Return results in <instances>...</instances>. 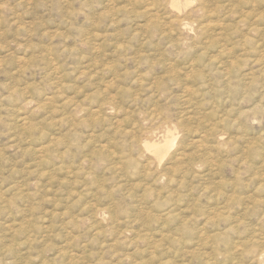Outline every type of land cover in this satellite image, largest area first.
<instances>
[{
    "label": "rangeland",
    "instance_id": "rangeland-1",
    "mask_svg": "<svg viewBox=\"0 0 264 264\" xmlns=\"http://www.w3.org/2000/svg\"><path fill=\"white\" fill-rule=\"evenodd\" d=\"M0 264H264V0H0Z\"/></svg>",
    "mask_w": 264,
    "mask_h": 264
},
{
    "label": "bare ground",
    "instance_id": "bare-ground-1",
    "mask_svg": "<svg viewBox=\"0 0 264 264\" xmlns=\"http://www.w3.org/2000/svg\"><path fill=\"white\" fill-rule=\"evenodd\" d=\"M185 1H187V0H185ZM143 2V1H142ZM165 2V1H164ZM227 3V2H226ZM144 5V4H143ZM232 9V8H231ZM172 12V11H171ZM156 14V13H155ZM230 14V13H229ZM173 15V14H172ZM167 17V16H166ZM157 21V20H156ZM214 26V25H213ZM202 27V26H201ZM248 28V27H247ZM207 30V29H206ZM253 30V29H252ZM260 31V30H259ZM178 37V36H177ZM142 39V38H141ZM148 39V38H147ZM175 39V38H174ZM146 40V39H145ZM206 41V40H205ZM172 44V43H171ZM173 44H175V43H173ZM222 47V46H221ZM95 48V47H94ZM222 50V49H221ZM220 63V62H219ZM221 64V63H220ZM101 67V66H100ZM261 68V67H260ZM224 69V68H223ZM258 69V68H257ZM221 72H222V70H221ZM251 77V76H250ZM103 108V107H102ZM80 110V109H79ZM100 110V109H99ZM154 114V113H153ZM91 115V114H90ZM155 116V115H154ZM100 121V120H99ZM120 124V123H119ZM116 127V126H115ZM133 128V127H132ZM72 129V128H71ZM142 129V128H141ZM152 131V130H151ZM129 132V131H128ZM142 132V131H141ZM146 133V132H145ZM126 134V133H125ZM144 137V136H143ZM135 140H137V139H135ZM171 142V141H170ZM189 142V141H188ZM180 143H182V142H180ZM116 145V144H115ZM46 146V145H45ZM137 146V145H136ZM190 146V145H189ZM198 147V146H197ZM38 148V147H37ZM113 149V148H112ZM141 149H143V148H141ZM202 149V148H201ZM142 151V150H141ZM184 151V150H183ZM148 152V151H147ZM42 153V152H41ZM96 153V152H95ZM142 153V152H141ZM185 153V152H184ZM143 154H144V152H143ZM191 154V153H190ZM96 155V154H95ZM200 155V154H199ZM121 156V155H120ZM194 156V155H193ZM89 158V157H88ZM178 158V157H177ZM176 158V159H177ZM179 158H180V156H179ZM134 159V158H133ZM190 159H192V158H190ZM196 159V158H195ZM152 160V159H151ZM199 160V159H198ZM84 161V160H83ZM135 161V160H134ZM146 162V161H145ZM191 162V161H190ZM191 164V163H190ZM189 165V164H188ZM195 165V164H194ZM112 166V165H111ZM149 166V165H148ZM187 166V165H186ZM193 166V165H192ZM165 167V166H164ZM185 168V167H184ZM181 169V168H180ZM187 169V168H186ZM149 171V170H148ZM165 173H166V171H164ZM157 173V172H156ZM176 174V173H175ZM256 175V174H255ZM159 176V175H158ZM259 176V175H258ZM160 177V176H159ZM198 177V176H197ZM254 179H255V177H254ZM262 179V178H261ZM172 181V180H171ZM260 183V182H259ZM263 186V185H262ZM255 202V201H254ZM262 203V202H261ZM263 211V210H262ZM256 241V240H255ZM258 244V243H257ZM257 248H258V246H257ZM253 249V248H252ZM251 249V250H252ZM258 250H259V248H258ZM259 252V251H258ZM262 252V251H261ZM256 253V252H255ZM256 255V254H255ZM259 255V254H258ZM261 261V260H260ZM6 262V261H5ZM262 262V261H261Z\"/></svg>",
    "mask_w": 264,
    "mask_h": 264
}]
</instances>
